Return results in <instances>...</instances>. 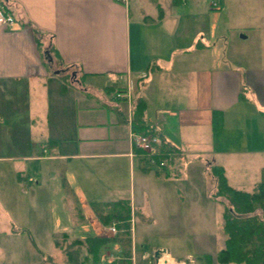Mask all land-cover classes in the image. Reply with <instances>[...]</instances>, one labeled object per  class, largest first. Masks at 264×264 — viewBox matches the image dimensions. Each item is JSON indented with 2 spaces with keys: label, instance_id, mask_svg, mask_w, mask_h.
I'll use <instances>...</instances> for the list:
<instances>
[{
  "label": "crops",
  "instance_id": "crops-1",
  "mask_svg": "<svg viewBox=\"0 0 264 264\" xmlns=\"http://www.w3.org/2000/svg\"><path fill=\"white\" fill-rule=\"evenodd\" d=\"M0 2L15 18L0 26V264H56L44 250L50 240L57 249L47 206L55 190L40 179L57 174L79 224L96 217L99 236L113 239L119 222L109 233L90 203H129V256L109 241L97 264L107 251L108 264H156V252L173 264H217L223 204L212 198L210 166L247 192L264 166V65L255 63L264 54H249L229 29L243 39L264 23L231 24L228 10L215 11L223 0ZM130 81L134 97H118ZM137 99L158 138L154 163L131 136ZM213 110L222 112L217 130ZM167 153V169L158 168ZM21 237L37 253H19Z\"/></svg>",
  "mask_w": 264,
  "mask_h": 264
},
{
  "label": "trees",
  "instance_id": "trees-1",
  "mask_svg": "<svg viewBox=\"0 0 264 264\" xmlns=\"http://www.w3.org/2000/svg\"><path fill=\"white\" fill-rule=\"evenodd\" d=\"M119 92L121 93L122 89L116 91ZM239 95V98H244L242 91ZM143 109L144 103L141 99H137L132 104L131 127L135 132H151L150 128L143 126L141 119ZM211 122L213 130L219 129L222 112L213 110ZM143 163L147 171L156 168L154 165H148L145 159ZM210 172L215 179L212 198L217 200L219 197L223 204L222 227L225 234L224 247L215 255L216 263L264 264V166L260 169L258 182L250 192L231 187L221 166L211 165ZM90 206L103 224H109L113 220L118 221L119 232L113 239L99 235L71 238L62 248L67 262L83 264L90 258L93 264H97L101 248L109 241L119 244L123 256L128 257L130 254L129 203L127 201L93 202Z\"/></svg>",
  "mask_w": 264,
  "mask_h": 264
},
{
  "label": "rangeland",
  "instance_id": "rangeland-1",
  "mask_svg": "<svg viewBox=\"0 0 264 264\" xmlns=\"http://www.w3.org/2000/svg\"><path fill=\"white\" fill-rule=\"evenodd\" d=\"M223 5L222 6V11L220 10H215L216 13L218 15L222 14L223 11L228 10L230 17L229 19L231 20V24L238 23V22H244L246 24H256V23H264V0H223ZM221 16H219L218 19ZM222 20V19H221ZM240 29H229V33L231 38L236 39L238 41V43L242 44V47L244 48V50H247L249 54H255V53H263L264 54V30L262 31V29H260L259 31L257 30L255 33L252 32H246L247 37L246 38H239L240 36ZM260 36V37H259ZM233 48V46H232ZM238 52H240V50H237ZM255 63H261L264 65V59L263 60H257L255 61ZM63 76H61V79L63 80ZM65 80H68L67 78H64ZM183 162H185L183 160ZM50 174H57V169L56 172H50ZM51 176V175H50ZM47 175H44V178L42 177L40 179V187L43 186V182L45 181H49L52 182L53 186H54V190H55V195L53 197H51V200L49 203H47V206L49 209L52 210L53 212V218L51 215V226L54 225L55 229V238H56V250H53L52 247V241L50 240L49 243L50 245H45L44 246V250H45V254L46 256H50V259L53 257L54 261L56 262V264H69L67 262H64V257L65 254L63 253V247L69 242V239H65L62 235L63 232H65L67 234V238H73V237H79V238H84L86 236H90V235H98L100 231L101 232V228L99 226L98 220L96 217H92L91 219H93L94 223L91 224L90 220H86L85 222H83L82 224H79L80 222V217H79V209L77 208V206L74 205V203L77 202V200L75 201L73 195L70 196L71 200H72V205L73 208L70 205L68 198L65 197L64 192L62 191V189H58L59 184V178H58V174L55 177H50ZM33 184L35 185V179L32 181ZM31 182V183H32ZM61 182V180H60ZM51 188V187H50ZM248 190V189H245ZM251 190V189H249ZM208 192V191H206ZM155 198L157 197V195H154ZM137 198V197H136ZM30 199L35 200L36 199V195L34 193H31L30 195ZM218 201L219 197L217 198ZM53 201V202H52ZM150 202L154 203V200L149 199ZM32 203H34L32 201ZM137 203V201H136ZM215 205V204H214ZM219 205V203H218ZM149 206V207H148ZM219 206H222L221 204ZM218 207V206H217ZM146 208H156V205H146ZM72 209V211H71ZM89 210V209H85ZM71 211V212H70ZM138 210L136 211V223L138 224L139 222H141L138 218ZM215 215H216V224L219 223V221H221L222 219V214L219 211V209H215ZM23 238L24 242H22L19 248V253H29V255H33L37 252H35V250H32L30 248V246L28 245L27 242V238L26 237H21ZM20 238V239H21ZM2 238H0V246L2 244ZM59 244V246H57ZM48 246L50 248V250H48ZM109 248V247H108ZM110 250V248H109ZM113 251V250H111ZM113 254H115L113 252ZM117 254V253H116ZM110 253L109 251H107V253L104 254V263H107V260L110 258ZM116 256V255H115ZM15 258H17L15 256ZM52 260V259H51ZM155 263V260L152 261V264ZM18 264H31L29 262H27L24 257H20V260L18 262ZM36 264V263H34ZM83 264H93L92 260L89 258L87 259L86 262H84Z\"/></svg>",
  "mask_w": 264,
  "mask_h": 264
},
{
  "label": "built area",
  "instance_id": "built-area-1",
  "mask_svg": "<svg viewBox=\"0 0 264 264\" xmlns=\"http://www.w3.org/2000/svg\"><path fill=\"white\" fill-rule=\"evenodd\" d=\"M210 6L213 8L218 7V1L217 0H210ZM15 22V18L13 14L4 8V5L2 2H0V26H11ZM131 82L130 85L128 84L127 92L125 94H117L118 97H125L126 99H130L134 97L133 90L131 88ZM136 146L143 151V153L146 154L148 157V161L150 163H154L156 152H154L153 147L158 144V138L155 135L153 131L151 132H133L131 134ZM171 162V155L169 153L166 154L161 159H158L157 161V167L162 168L167 163ZM106 231H108L111 234H114L117 232L116 223L112 222L110 225L106 227Z\"/></svg>",
  "mask_w": 264,
  "mask_h": 264
},
{
  "label": "bare ground",
  "instance_id": "bare-ground-1",
  "mask_svg": "<svg viewBox=\"0 0 264 264\" xmlns=\"http://www.w3.org/2000/svg\"><path fill=\"white\" fill-rule=\"evenodd\" d=\"M164 261H166V264H173L172 260L171 259H166L164 258L163 256H161L158 260V264H164Z\"/></svg>",
  "mask_w": 264,
  "mask_h": 264
},
{
  "label": "water",
  "instance_id": "water-1",
  "mask_svg": "<svg viewBox=\"0 0 264 264\" xmlns=\"http://www.w3.org/2000/svg\"><path fill=\"white\" fill-rule=\"evenodd\" d=\"M155 255H156V259H158V257H159V253L156 252ZM164 264H166V261H164Z\"/></svg>",
  "mask_w": 264,
  "mask_h": 264
}]
</instances>
